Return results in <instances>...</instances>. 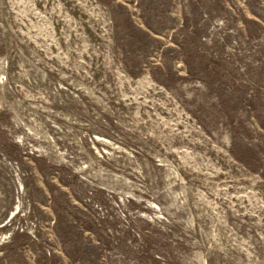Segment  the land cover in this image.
Instances as JSON below:
<instances>
[{"label":"rangeland","instance_id":"obj_1","mask_svg":"<svg viewBox=\"0 0 264 264\" xmlns=\"http://www.w3.org/2000/svg\"><path fill=\"white\" fill-rule=\"evenodd\" d=\"M0 264H264V0H0Z\"/></svg>","mask_w":264,"mask_h":264}]
</instances>
